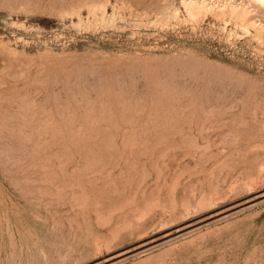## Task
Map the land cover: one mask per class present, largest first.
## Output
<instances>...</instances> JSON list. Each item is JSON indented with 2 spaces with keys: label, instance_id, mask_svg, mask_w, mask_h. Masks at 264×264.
I'll return each instance as SVG.
<instances>
[{
  "label": "rangeland",
  "instance_id": "rangeland-1",
  "mask_svg": "<svg viewBox=\"0 0 264 264\" xmlns=\"http://www.w3.org/2000/svg\"><path fill=\"white\" fill-rule=\"evenodd\" d=\"M0 264H264V0H0Z\"/></svg>",
  "mask_w": 264,
  "mask_h": 264
},
{
  "label": "bare ground",
  "instance_id": "bare-ground-1",
  "mask_svg": "<svg viewBox=\"0 0 264 264\" xmlns=\"http://www.w3.org/2000/svg\"><path fill=\"white\" fill-rule=\"evenodd\" d=\"M184 7L187 9V11L188 12H191L193 15H195L196 13L198 14L199 13V11L200 10H206V6H203V5H201L200 7L197 5V4H195V3H193V2H191V3H187V4H184ZM231 8V7H230ZM231 11L233 12V14H235L234 12H235V8L233 9H231ZM231 12V13H232ZM238 12V11H237ZM243 12V11H242ZM236 14H238V13H236ZM242 14V13H241ZM192 15V16H193ZM244 16V15H243Z\"/></svg>",
  "mask_w": 264,
  "mask_h": 264
}]
</instances>
